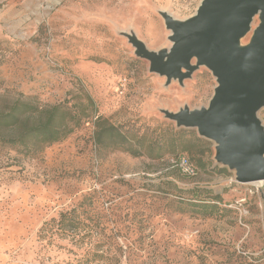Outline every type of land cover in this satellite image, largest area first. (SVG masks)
Returning <instances> with one entry per match:
<instances>
[{
  "label": "rangeland",
  "instance_id": "rangeland-1",
  "mask_svg": "<svg viewBox=\"0 0 264 264\" xmlns=\"http://www.w3.org/2000/svg\"><path fill=\"white\" fill-rule=\"evenodd\" d=\"M200 1L0 0V113L16 99L88 113L33 154L0 143V264H105L88 260L94 248L86 240L41 233L43 222L71 208L110 237L111 249L121 246L123 263L264 264V180L236 181L215 162L212 140L163 113L206 106L215 77L198 65L168 80L129 41L167 51L163 13L182 21ZM259 23L256 13L241 45ZM257 115L264 126V106ZM107 125L132 144L142 138L143 153L115 149L104 134L98 141ZM174 136L195 174L172 164ZM153 139L161 157L147 156Z\"/></svg>",
  "mask_w": 264,
  "mask_h": 264
},
{
  "label": "water",
  "instance_id": "water-1",
  "mask_svg": "<svg viewBox=\"0 0 264 264\" xmlns=\"http://www.w3.org/2000/svg\"><path fill=\"white\" fill-rule=\"evenodd\" d=\"M256 13L260 23L241 45ZM163 18L171 31L167 51L149 50L129 36L136 54L149 60V71L181 81L204 65L216 79L206 106L164 115L212 140L215 162L233 170L236 181L264 180V126L257 115L264 106V0H201L182 21L168 13Z\"/></svg>",
  "mask_w": 264,
  "mask_h": 264
},
{
  "label": "trees",
  "instance_id": "trees-1",
  "mask_svg": "<svg viewBox=\"0 0 264 264\" xmlns=\"http://www.w3.org/2000/svg\"><path fill=\"white\" fill-rule=\"evenodd\" d=\"M85 108L73 111L63 104H54L44 107L35 103L20 99L14 100L4 112L0 113V143L18 146L24 149V153L33 154L40 150L41 147L50 145L66 138L75 127H77L84 118L87 117ZM179 131L174 132L178 134ZM106 135L108 142L115 149L128 151L134 156L143 153L142 138L136 140L138 146L132 144L129 138L113 126L107 125L97 134V140L100 136ZM172 148L169 150L174 153L172 159L176 160L181 156L183 146L180 148L181 142L177 137L170 139ZM161 142L153 139L149 142L147 156L150 158L161 157L164 151H161ZM191 164L192 162L184 156ZM193 165V164H192ZM194 166V165H193ZM195 167V166H194ZM225 170V168H221ZM197 207L209 208V214L214 211V205H205V202H195ZM94 223L82 220L75 208L61 211L58 218H51L49 221L43 222L40 231L43 235L57 234L61 238H68L73 245L82 243H90L94 250L88 257L90 262L105 264H128L121 261L120 256L123 251L121 246L117 249L113 248L112 241L109 236L98 234L95 230ZM86 240V241H85ZM106 247V248H105ZM92 248V249H93ZM105 248L106 250H101ZM102 251V252H99Z\"/></svg>",
  "mask_w": 264,
  "mask_h": 264
},
{
  "label": "built area",
  "instance_id": "built-area-1",
  "mask_svg": "<svg viewBox=\"0 0 264 264\" xmlns=\"http://www.w3.org/2000/svg\"><path fill=\"white\" fill-rule=\"evenodd\" d=\"M171 162L186 175H193L196 173L195 167L184 156H181L176 160L172 159Z\"/></svg>",
  "mask_w": 264,
  "mask_h": 264
},
{
  "label": "bare ground",
  "instance_id": "bare-ground-1",
  "mask_svg": "<svg viewBox=\"0 0 264 264\" xmlns=\"http://www.w3.org/2000/svg\"><path fill=\"white\" fill-rule=\"evenodd\" d=\"M241 40V39H240Z\"/></svg>",
  "mask_w": 264,
  "mask_h": 264
}]
</instances>
